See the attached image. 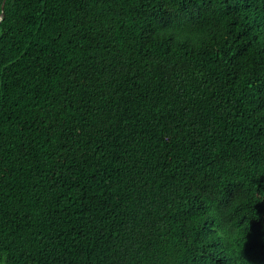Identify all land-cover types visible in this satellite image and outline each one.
<instances>
[{"label":"trees","instance_id":"trees-1","mask_svg":"<svg viewBox=\"0 0 264 264\" xmlns=\"http://www.w3.org/2000/svg\"><path fill=\"white\" fill-rule=\"evenodd\" d=\"M0 264H264V0H6Z\"/></svg>","mask_w":264,"mask_h":264},{"label":"water","instance_id":"water-1","mask_svg":"<svg viewBox=\"0 0 264 264\" xmlns=\"http://www.w3.org/2000/svg\"><path fill=\"white\" fill-rule=\"evenodd\" d=\"M5 2H6V0H2V2H1V6H0V9H1V12H0V21L3 18V16H4V5H5Z\"/></svg>","mask_w":264,"mask_h":264}]
</instances>
